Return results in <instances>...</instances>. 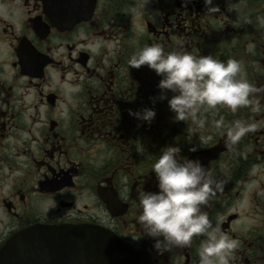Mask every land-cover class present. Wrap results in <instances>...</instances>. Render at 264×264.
Here are the masks:
<instances>
[{
    "label": "flooded vegetation",
    "instance_id": "af4514ba",
    "mask_svg": "<svg viewBox=\"0 0 264 264\" xmlns=\"http://www.w3.org/2000/svg\"><path fill=\"white\" fill-rule=\"evenodd\" d=\"M214 3L213 15L203 0H152L145 9L138 0H0V249L36 224L90 226L121 240L129 264H198L204 237L164 255L147 237L132 239L142 235L139 194L159 190L152 165L178 145L180 159L199 158L225 181L202 210L239 242L232 264H264V0ZM153 44L238 61L262 89L250 97L261 110L218 106L203 129L173 122L158 99L161 77L127 63ZM145 107L155 108L151 124L129 115ZM221 118L225 130L214 127ZM237 120L256 130L226 146Z\"/></svg>",
    "mask_w": 264,
    "mask_h": 264
},
{
    "label": "clouds",
    "instance_id": "9594fccd",
    "mask_svg": "<svg viewBox=\"0 0 264 264\" xmlns=\"http://www.w3.org/2000/svg\"><path fill=\"white\" fill-rule=\"evenodd\" d=\"M152 0H138L139 9H145ZM188 0H185V6ZM208 14L221 12L214 0H203ZM138 8L130 9L135 14ZM236 9H228L232 11ZM261 26L264 18L257 17ZM245 24L252 21L245 17ZM129 68L139 69L147 66L161 79L158 99H167L169 109L174 114L173 122L191 120L197 129L207 124V114L224 106L233 113L241 107H251L252 111L261 110L259 101L253 103V95L262 91L249 83L242 74V66L236 60L226 63L210 55L195 56L187 51L165 53L158 45H146L136 51L127 61ZM172 93L169 98L168 93ZM156 98L153 99L155 104ZM129 115L137 120L151 124L156 117L154 107L141 110H129ZM217 130H225L223 118L214 122ZM256 126L237 120L225 131L226 146H235ZM206 140H201L199 147L193 145L189 151L196 152L203 148ZM137 151L144 153V148ZM181 148L165 146L152 172L157 180L158 191L142 190L139 194L140 214L136 223L142 235L133 237L139 241L147 237L152 241V250L157 255H164L174 248H188L194 237H204L197 250L198 264H232L239 242L221 231L219 222L214 226L208 214L202 210L218 191L223 190L225 181L210 175L199 158L180 159Z\"/></svg>",
    "mask_w": 264,
    "mask_h": 264
},
{
    "label": "water",
    "instance_id": "95a60500",
    "mask_svg": "<svg viewBox=\"0 0 264 264\" xmlns=\"http://www.w3.org/2000/svg\"><path fill=\"white\" fill-rule=\"evenodd\" d=\"M129 255L128 247L108 231L36 224L7 240L0 264H129Z\"/></svg>",
    "mask_w": 264,
    "mask_h": 264
}]
</instances>
